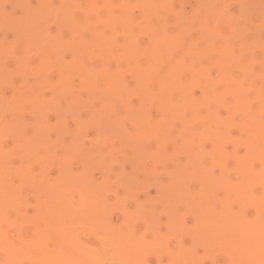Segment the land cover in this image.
Returning <instances> with one entry per match:
<instances>
[{"label":"rangeland","instance_id":"374dc122","mask_svg":"<svg viewBox=\"0 0 264 264\" xmlns=\"http://www.w3.org/2000/svg\"><path fill=\"white\" fill-rule=\"evenodd\" d=\"M236 211L264 225V0H0L1 264L234 263Z\"/></svg>","mask_w":264,"mask_h":264},{"label":"bare ground","instance_id":"6f19581e","mask_svg":"<svg viewBox=\"0 0 264 264\" xmlns=\"http://www.w3.org/2000/svg\"><path fill=\"white\" fill-rule=\"evenodd\" d=\"M235 214H236L235 215L236 225H235V228H233V230H235L236 233L234 232L233 234L236 235V237L234 236V239L236 240V242L239 243V244L237 243V247L238 245L242 243L243 244L246 243V245L247 243H249L253 247L252 248L249 247L250 249L249 248L246 249L245 252L235 253L234 263L228 262L226 264H260V263L262 264L264 263V225L256 224L255 219L249 218V216L246 213H244V211H236ZM231 239L233 238L230 237V240H228L230 241V243L227 242L225 244H228V243L231 244L232 242ZM232 248H234V244ZM233 250L235 249H232V251ZM238 251L240 252V249L237 250V252ZM231 259L233 261L232 257Z\"/></svg>","mask_w":264,"mask_h":264}]
</instances>
